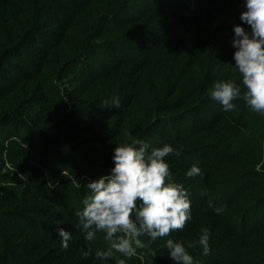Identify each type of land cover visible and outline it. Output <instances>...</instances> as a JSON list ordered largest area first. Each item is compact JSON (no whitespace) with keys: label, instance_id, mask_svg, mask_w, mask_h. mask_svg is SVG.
Instances as JSON below:
<instances>
[{"label":"trees","instance_id":"16d2710c","mask_svg":"<svg viewBox=\"0 0 264 264\" xmlns=\"http://www.w3.org/2000/svg\"><path fill=\"white\" fill-rule=\"evenodd\" d=\"M242 3L0 0V264H100L108 244L100 234L88 245L75 213L131 139L181 151L165 160L192 219L127 264H176L166 241L187 245L202 228L211 251L188 249L194 264H264V114L242 100L224 112L209 95L217 80L240 83L233 27L211 21L240 17ZM193 164L201 174L186 178ZM58 228L71 232L66 251Z\"/></svg>","mask_w":264,"mask_h":264},{"label":"clouds","instance_id":"9594fccd","mask_svg":"<svg viewBox=\"0 0 264 264\" xmlns=\"http://www.w3.org/2000/svg\"><path fill=\"white\" fill-rule=\"evenodd\" d=\"M245 9L240 14L242 24L234 25L231 41L235 49L232 59L234 71L239 74L240 83L234 79L217 80L209 89L210 98L219 102L224 112H233L234 101L242 100L248 108L264 114V0H243ZM142 139H131L113 148L114 167L108 175L89 181L84 187L88 193L82 200V210L75 215L84 241L92 242L103 235L106 250H95V259L100 264L116 260V264H127V260L138 256V249H147L158 239L169 236L175 230L184 229L192 219L191 198L183 184L174 179L165 157L179 149L170 144L151 148ZM257 172H264V158L255 164ZM201 174L198 165L193 164L185 172L186 178ZM77 188L82 187L79 182ZM213 207L217 215L222 207ZM58 237L63 250H68L71 232L58 228ZM211 232L202 228L198 239L185 243L168 239V257L176 264H194L188 251L196 246L208 255ZM120 253L124 258L116 259ZM92 254L89 247L83 252L87 258ZM143 260V256L139 257Z\"/></svg>","mask_w":264,"mask_h":264},{"label":"rangeland","instance_id":"374dc122","mask_svg":"<svg viewBox=\"0 0 264 264\" xmlns=\"http://www.w3.org/2000/svg\"><path fill=\"white\" fill-rule=\"evenodd\" d=\"M222 14V13H221ZM219 12H217V13H215L214 14V17H213V19H212V21H211V31H216V29L218 30V29H220V26H222V25H226L227 27H229V28H232L234 25H236L237 23H239L240 22V17H233V18H231L230 19V15H228L229 16V18H227L228 16H226V17H222V15H221ZM232 16V15H231ZM69 85L68 84H64L63 85V87L64 88H66L65 90L67 91V89L69 88L68 87ZM67 95V94H66ZM9 168L6 170V171H2V173L4 174V175H6L8 172H9V170H10V166H8ZM15 172H10V174H8L9 176H10V178H14V177H17V176H15ZM139 250V249H138Z\"/></svg>","mask_w":264,"mask_h":264}]
</instances>
